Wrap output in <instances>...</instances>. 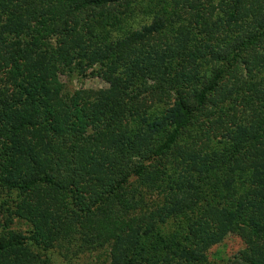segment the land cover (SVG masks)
<instances>
[{
    "label": "trees",
    "instance_id": "1",
    "mask_svg": "<svg viewBox=\"0 0 264 264\" xmlns=\"http://www.w3.org/2000/svg\"><path fill=\"white\" fill-rule=\"evenodd\" d=\"M3 207L0 264H264V0H0Z\"/></svg>",
    "mask_w": 264,
    "mask_h": 264
},
{
    "label": "rangeland",
    "instance_id": "2",
    "mask_svg": "<svg viewBox=\"0 0 264 264\" xmlns=\"http://www.w3.org/2000/svg\"><path fill=\"white\" fill-rule=\"evenodd\" d=\"M57 40H52V43L56 45ZM90 70L86 75L78 73V71H71L69 69H63L60 72V79L65 84L68 92H74L76 90H102L108 87L107 83L100 78L90 75ZM10 202L14 200L15 195L11 196ZM5 201V200H4ZM9 204V203H8ZM7 207L0 209V235L7 229H11L17 232L26 233L29 230V225L25 222L14 220L10 226L5 225V218L8 216L6 211ZM245 249L243 240L237 235H229L219 245L214 246L209 251L210 264H231L233 261L239 259V255L242 250ZM45 256L49 258V264H110L109 253L107 251H94L89 252L80 257L67 255L61 253L58 249L45 252Z\"/></svg>",
    "mask_w": 264,
    "mask_h": 264
}]
</instances>
